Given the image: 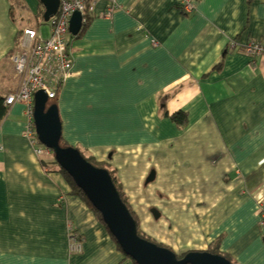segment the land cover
<instances>
[{"label": "crops", "instance_id": "1", "mask_svg": "<svg viewBox=\"0 0 264 264\" xmlns=\"http://www.w3.org/2000/svg\"><path fill=\"white\" fill-rule=\"evenodd\" d=\"M11 1L22 0H0L3 96L20 86L12 56L31 26L11 14ZM181 2L115 0L111 17H93L71 39L73 73L53 98L62 139L116 169L157 242L180 254L219 239L234 264H264V54L240 47L264 37V0H191L189 13ZM107 6L96 1L95 11ZM178 110L181 126L170 118ZM26 124L24 103L7 105L0 264H135L71 193L52 152H35ZM71 234L80 251H70Z\"/></svg>", "mask_w": 264, "mask_h": 264}, {"label": "water", "instance_id": "2", "mask_svg": "<svg viewBox=\"0 0 264 264\" xmlns=\"http://www.w3.org/2000/svg\"><path fill=\"white\" fill-rule=\"evenodd\" d=\"M43 7L42 18L48 21L58 9L59 0H38ZM82 28L81 14L73 12L69 31L76 35ZM43 89L33 96V124L38 140L49 148L54 160L80 188L120 249L136 264H233L221 254L207 250H189L178 257L172 249L156 244L138 235L135 219L123 202L108 170L88 161L73 145H62V122L55 102L48 104ZM154 178L151 171L147 180ZM154 215L158 212L153 210Z\"/></svg>", "mask_w": 264, "mask_h": 264}, {"label": "built area", "instance_id": "3", "mask_svg": "<svg viewBox=\"0 0 264 264\" xmlns=\"http://www.w3.org/2000/svg\"><path fill=\"white\" fill-rule=\"evenodd\" d=\"M99 0H59L57 12L50 16L49 35L43 37L33 26H24L20 40V52L12 56L14 69L22 76L20 86L5 95V104L21 102L25 105L27 124L25 136L31 141L35 152L50 153L37 138L33 124V96L38 89H43L48 99L56 96L61 83L73 73V58L70 52L71 33L69 19L73 12L81 14L82 26L89 17L109 18L112 15L115 0H104L107 9L95 11V2ZM181 8L185 13L194 9L191 0H181ZM237 45V44H236ZM235 46V43H232ZM250 56L264 54V37L253 38L240 46ZM260 224L264 226V203L260 207ZM71 252L81 250V243L72 234L69 237Z\"/></svg>", "mask_w": 264, "mask_h": 264}, {"label": "trees", "instance_id": "4", "mask_svg": "<svg viewBox=\"0 0 264 264\" xmlns=\"http://www.w3.org/2000/svg\"><path fill=\"white\" fill-rule=\"evenodd\" d=\"M19 5V4H18ZM43 7L40 6L39 8V11H40V16L42 18V14H43ZM90 19H92V17H89L88 18V21L87 23H84L81 30L76 34V35H71V39H74V38H77V37H80L82 35V33L84 32V30L86 29L87 27V24L88 22L90 21ZM18 44V37L16 39V45L17 46ZM59 90V89H58ZM57 90V92H58ZM5 96L3 95H0V121L5 117L6 115V112H7V105L5 104ZM55 102V100L53 99H49L48 101V104H51ZM171 120H173L177 125L181 126V125H184L186 123V114L184 111L182 110H178L176 112H174L173 114H171L170 116ZM61 144L62 145H69L68 142H66L65 140H63L61 138ZM79 149V148H78ZM79 151L81 152V154L90 162H92L93 164H95L96 166H100V167H104L108 170L109 174L111 175L112 179H113V182L115 184V187L117 188L119 194H120V197L121 199L123 200V202L126 204V206L128 207V209L130 210L131 212V215L133 216V218L135 219V222H136V226H137V232H138V235L147 239V240H150V241H153L155 242L156 244L158 245H161V246H165L169 249H171L169 246L165 245V244H162V243H159L157 242L156 240H154L152 237H150L149 235H147L145 232H143L139 226V219L138 217L136 216V214L134 213V211L131 209L129 203H128V198H127V195L124 193L123 189H122V185H121V182L117 176V173H116V169L113 168L112 166H110L109 164H107L106 162H103V161H97L93 156L91 155H88L86 154L83 150L79 149ZM61 169V168H60ZM62 173L63 175L66 177L67 181L69 182L70 186H71V193L72 194H75V195H78L81 199H83V201L93 210V212L95 213L96 217L102 221L101 219V215L100 213L91 205V203L88 201L87 197L85 196V194L83 193V191L78 188V186H76V184L74 183V181L72 180V178L64 171L62 170ZM103 222V221H102ZM105 225V224H104ZM113 237V236H112ZM115 240V239H114ZM219 239L215 240L213 243H211L210 245H208V247L206 248L207 251L209 252H212V253H216V254H221L223 256H225L226 258H228L230 260V258L228 256H226V254H223L220 250H219ZM119 246V245H118ZM186 252H183V253H180L178 254V257H181L183 256V254H185ZM231 261V260H230ZM232 262V261H231ZM135 263V262H134ZM234 264V262H232ZM136 264V263H135Z\"/></svg>", "mask_w": 264, "mask_h": 264}, {"label": "rangeland", "instance_id": "5", "mask_svg": "<svg viewBox=\"0 0 264 264\" xmlns=\"http://www.w3.org/2000/svg\"><path fill=\"white\" fill-rule=\"evenodd\" d=\"M22 2L23 3L26 2L29 9L23 8L25 6H21L22 7L21 8L18 5V3H16L15 1H11V4L13 5V7L11 8L12 9L11 14L12 15L14 14L18 18H19V16H22L23 17L22 20L21 21L19 20V22L22 24V26L25 24L34 26L42 34L43 37H47L49 35V29H50L51 21L50 20L44 21L43 18H41V16H40L39 9H38V11L36 10L37 5L40 4L39 1L38 0H25V1L22 0L21 3H19V4H22ZM40 6H39V8H40ZM51 157L54 158L53 153H52ZM53 161H55V160H53ZM55 163H56V161H55Z\"/></svg>", "mask_w": 264, "mask_h": 264}]
</instances>
